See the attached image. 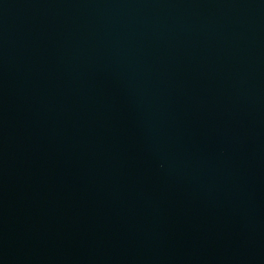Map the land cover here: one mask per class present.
I'll list each match as a JSON object with an SVG mask.
<instances>
[{"label":"water","instance_id":"95a60500","mask_svg":"<svg viewBox=\"0 0 264 264\" xmlns=\"http://www.w3.org/2000/svg\"><path fill=\"white\" fill-rule=\"evenodd\" d=\"M0 264H264V0H0Z\"/></svg>","mask_w":264,"mask_h":264}]
</instances>
